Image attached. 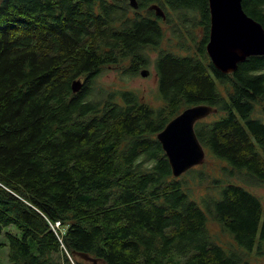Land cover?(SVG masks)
<instances>
[{
	"label": "trees",
	"instance_id": "16d2710c",
	"mask_svg": "<svg viewBox=\"0 0 264 264\" xmlns=\"http://www.w3.org/2000/svg\"><path fill=\"white\" fill-rule=\"evenodd\" d=\"M242 2L264 26V0ZM138 3L0 0V235L11 264H87L79 252L98 264L264 258L263 201L244 186L264 185V56L222 73L206 51L209 0ZM154 3L165 19L149 9ZM162 22L189 52L158 51L162 106L98 85L109 66L129 61L133 75L148 67L149 51L166 35ZM77 79L83 84L74 92ZM197 104L219 114L196 123L199 140L244 184H227L207 206L210 216L190 200L182 175L173 176L156 138ZM210 220L233 246L216 241Z\"/></svg>",
	"mask_w": 264,
	"mask_h": 264
},
{
	"label": "water",
	"instance_id": "95a60500",
	"mask_svg": "<svg viewBox=\"0 0 264 264\" xmlns=\"http://www.w3.org/2000/svg\"><path fill=\"white\" fill-rule=\"evenodd\" d=\"M129 1L133 8L139 7L138 0ZM242 1L209 0L211 26L206 51L215 68L225 74L234 73L239 64L251 56H264V26L244 10ZM149 9L166 18L160 5L154 3ZM141 74L147 76L149 71L143 69ZM82 84L80 79L75 80L73 91H79ZM217 111L209 104L187 107L156 135L175 178L206 161L207 151L197 136L195 125ZM78 256L93 264L99 261L86 252H79Z\"/></svg>",
	"mask_w": 264,
	"mask_h": 264
},
{
	"label": "rangeland",
	"instance_id": "374dc122",
	"mask_svg": "<svg viewBox=\"0 0 264 264\" xmlns=\"http://www.w3.org/2000/svg\"><path fill=\"white\" fill-rule=\"evenodd\" d=\"M164 25L166 35L165 38L159 47V49H151L149 51V56L151 63L148 67L142 68L149 71L147 76H143L141 74V70L138 74H131L128 72L129 61L125 62L123 66H109L105 68L102 74L97 78V83L100 86H103L107 89L111 90H134L138 93L141 100L148 104L149 106L158 108L164 104L163 100L160 97L158 90V76L154 65V59L156 58L158 51L160 49L171 50L180 55L188 54L189 52L183 51L176 46L177 40L174 35H171L170 30L167 28L164 22L161 23ZM202 34V29L198 28L197 36ZM194 46L191 50L194 53ZM124 64V63H123ZM83 83V79H80ZM263 113V112H262ZM219 114L215 113L205 120H213L218 117ZM264 118V115H263ZM207 151V150H206ZM229 164L226 161L220 160L207 151L206 161L199 166H196L191 169L190 172H186L182 175L181 179L186 180V184L189 188V198L190 200L196 202L202 207L209 215L207 206H212L213 202L221 198L222 189L229 183L242 184L239 181H235L228 172L222 169L224 166H228ZM248 190L255 193L260 197L263 201L264 205V185L262 186H248L244 185ZM184 189H187L184 186ZM188 192V191H187ZM188 192V193H189ZM7 230V229H6ZM5 230V231H6ZM209 230L211 234L215 237L216 241L223 246L231 245L233 246L235 243L230 236V234L221 230L216 222L210 220L209 222ZM233 244V245H232ZM79 260H84L81 257ZM87 264H93L90 261L84 260ZM256 264H264V258L257 259ZM0 264H11L9 258V244L5 237V232L0 235ZM99 264H104L103 262H99Z\"/></svg>",
	"mask_w": 264,
	"mask_h": 264
},
{
	"label": "built area",
	"instance_id": "2783aa9c",
	"mask_svg": "<svg viewBox=\"0 0 264 264\" xmlns=\"http://www.w3.org/2000/svg\"><path fill=\"white\" fill-rule=\"evenodd\" d=\"M59 224V223H58Z\"/></svg>",
	"mask_w": 264,
	"mask_h": 264
}]
</instances>
